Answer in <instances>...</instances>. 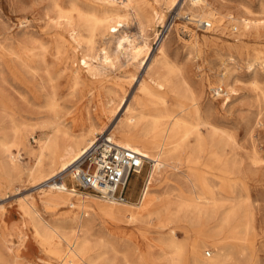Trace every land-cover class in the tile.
I'll return each instance as SVG.
<instances>
[{"label":"rangeland","instance_id":"1","mask_svg":"<svg viewBox=\"0 0 264 264\" xmlns=\"http://www.w3.org/2000/svg\"><path fill=\"white\" fill-rule=\"evenodd\" d=\"M210 1L222 7L224 12L230 10L236 17L245 15L257 19L259 25L250 31L227 19L223 25L205 29L201 26L204 21L198 20L189 10L190 0H177L174 6L172 0H143L144 15L152 17L156 9L166 15L165 20L159 22L153 18L145 35L140 32L135 18L120 28L137 37L140 46L148 44L149 50L144 48L138 58L120 52L119 60L104 71V77L90 75L85 68L82 83L75 88L74 66L82 64L84 57L97 61L104 56L105 50L114 57L116 40L111 42L110 34L99 33L94 48L88 51L85 42L76 43L73 31L65 18H59L57 9L67 11L78 6L89 14L94 5L85 0H0V96L11 102L6 111L0 110V161L5 156L4 137L7 135L11 140L13 136L11 119L20 121L24 118L30 127L33 126L26 144H10L15 156L20 153L22 175L19 172L9 175L0 170V264H17L16 255L20 251L29 256L23 257L20 261L23 264H64L68 250L81 258V264H193L194 259L215 257L218 249L220 253L228 254L227 264H264V0ZM29 44L45 45L42 48L48 56L45 55L46 68L36 65L27 69L20 63L15 67L13 57ZM162 44L167 60L184 68L199 94L205 117L228 135L224 156L229 158L233 192L221 190L222 179L205 167L208 151L204 152L201 161L207 182L221 194L219 198L225 205L209 207L208 217H199L198 210L192 206H185L179 213L171 215L181 200H192L201 186L194 185L187 177L185 167L178 169L168 165L152 181L149 211L134 221L113 219L93 210L79 221L76 198V205L72 206L45 205L43 193L36 185L38 181L29 176L35 159L27 153L26 147L37 148L43 131L49 132L48 128L40 127L42 115L53 114L45 107L49 96L56 91L60 101L57 111L64 131L74 133L86 128L90 122L97 121V109L90 103L93 94L119 81L129 89L128 105L143 78L148 79L149 65L161 57ZM125 45L129 46V42ZM225 73V84H220L218 79ZM217 89L221 94L218 95ZM169 102L174 104L171 99ZM127 105L110 122L108 131L125 115ZM108 134L106 132L105 136ZM152 167L153 162L146 160L141 173L132 176L129 201H139ZM8 178L15 180L8 182ZM66 179L74 185L70 174H66ZM32 195L36 198L37 213L25 214L23 203ZM230 204L239 205L243 213L249 215L244 218L250 221L247 229L219 231L223 212ZM34 218L47 225L40 227V234L33 226ZM22 234L25 239L19 238ZM77 236L80 237L77 245L71 247L70 242ZM172 239L181 246L180 258L169 247ZM203 239L206 243H202ZM69 264H74V259H69Z\"/></svg>","mask_w":264,"mask_h":264},{"label":"bare ground","instance_id":"2","mask_svg":"<svg viewBox=\"0 0 264 264\" xmlns=\"http://www.w3.org/2000/svg\"><path fill=\"white\" fill-rule=\"evenodd\" d=\"M86 1L94 5L93 10L89 14L78 6L67 11L58 8L59 18H65V22L71 31H73V38L76 43L80 45L85 42L88 51L94 48L95 37L99 33L105 32L111 35V42L116 40L117 51L113 57L112 54L105 50L104 56H101L97 61H94L93 58L89 60L87 57H84L82 64H77L72 70L73 86L75 88L82 83L85 68L90 75L100 76L105 70L116 64L120 58V52L124 51L125 53L131 54L133 58H138L144 48L149 50L148 44L140 46L136 42L137 37L121 30L120 26L124 25L126 21L132 18L138 19L139 30L142 35H145L147 33V27L153 18L160 22L164 21L166 16L163 12H159L156 9H154L152 17L151 15H144L143 0ZM176 2L177 0H172L171 5L174 6ZM188 8L194 13L196 18H199L198 20L202 19L204 22H210L212 25L211 28L213 29L216 26L223 25L227 19L230 22H236V26L240 24L244 29L248 30L259 25L257 19H252L247 16L244 17L245 15L240 18L236 17L229 9V11L224 12L222 7L214 4V2L212 3L210 0H190ZM213 23L215 26H213ZM235 28L238 29L239 27ZM256 35L258 34L256 33ZM192 36L193 34L190 35V37ZM210 40L212 41L211 38ZM126 42H129V46L125 45ZM42 46L45 47V45ZM42 46L29 44V46L22 47L21 52H17L16 57L12 59L15 67L17 65L16 63H20L22 67L27 69H33L36 65H43L46 68L47 60L45 55L47 53L44 52V47L42 48ZM259 52L261 51L259 50ZM160 53L161 57L154 59L148 67V79L143 78L138 87V91L128 105L127 95L129 89L123 86L121 82L116 81L106 90L100 89L93 94L90 100V103H93L97 109V121L90 122L86 128L75 131L74 133H68L62 129L57 111L60 107V101L56 91L54 90L51 96H49L45 107L49 113L53 112V114L42 115V121L40 122V127L48 128L49 132L46 133L45 130L43 131L37 148L26 147L27 153L35 159L30 167L29 176L34 177L38 181L36 185L39 189L38 191L43 193V203L45 205L72 206L76 205L74 201L76 198L75 200L78 202L77 205L79 208V221L83 220L86 213L88 214L92 210L99 211L104 216L106 215L113 219L127 218L129 221H134L143 217L149 211L152 202L150 186L157 174L161 172V169L167 165L178 169L185 167L187 177L194 181V185L197 186L199 184L201 186L200 192H195L196 195L192 200H181L177 205L176 212H172L171 215L179 213L185 206H192L198 210L199 217H208L210 216L209 207L215 208L217 205H225L224 202L221 203V199L219 198L221 194L207 182L205 174L201 170V161L204 152L208 151L209 157L208 161L204 164L205 167L209 168L215 177L222 179L221 190L230 193L233 192L234 178L232 177L229 158H226L227 155L224 156L228 135L224 131H220L221 129L219 130L205 117L198 96L199 94L197 95V92L192 86L193 84L187 78L184 68L180 64L171 63L167 60L163 44L160 47ZM222 61L224 62V60ZM141 65L142 63L140 61L139 67ZM225 78L226 73L218 79V82L225 84ZM50 81H53L51 77ZM226 84L229 85L228 83ZM163 91L165 94H163ZM219 91L218 95L220 93ZM82 96H85V94L82 93ZM2 98L0 99V110L4 112L10 107L9 104L11 102H8V98H6L7 100ZM170 99L174 101L173 105L170 104ZM126 105L125 115L120 118L118 124L112 130L108 131L110 122L119 116ZM11 121L13 122V136L11 140L7 135L4 137L3 146L5 156L0 161V170L2 173L9 175L19 172L21 176V164L18 160L20 153H18V156H15L11 151L10 144L18 142L24 143L29 130L33 126L30 127L24 118L20 121L12 118ZM106 132L109 133L110 140L116 145L132 149L142 155L146 160L153 162V167L147 175L138 202L127 201L118 203L105 201L97 196H86L74 192L69 188L67 179L61 183L63 186L58 185V182L54 180L60 173L70 174V177L73 179L72 167L98 141L99 137L105 135ZM46 165H48L47 168ZM17 179H20V177H17ZM13 180L15 178H8V182ZM35 199L32 195L25 200L22 206L25 214L37 213ZM248 216V214L243 213L239 205L230 204L223 212L219 231L221 232L224 228H230L232 231L238 227H245L247 229L250 221L244 218ZM33 226L36 232L40 234V227L47 225L41 219L34 218ZM19 238L25 239V234H22ZM79 239L80 237L77 236V238L70 242V246L77 245ZM86 242L87 240L85 239ZM202 243H206V240L203 239ZM196 246L194 244V250H196ZM169 247L172 253L180 258L182 249L175 239L170 241ZM219 251L218 249L216 256L211 259H194L193 264H227L228 254H222ZM20 252L16 255L17 264H23V262H20L23 257L29 258L25 252ZM69 259H74V264H81L79 260L81 258L72 252V250L66 251V257L63 258L64 264H69Z\"/></svg>","mask_w":264,"mask_h":264},{"label":"built area","instance_id":"3","mask_svg":"<svg viewBox=\"0 0 264 264\" xmlns=\"http://www.w3.org/2000/svg\"><path fill=\"white\" fill-rule=\"evenodd\" d=\"M201 26L207 29L212 25L206 21ZM145 162L136 151L116 145L108 135H103L72 167L74 185L68 182L69 188L105 201L127 202L132 176L142 171ZM65 179L66 174L60 173L54 180L61 186Z\"/></svg>","mask_w":264,"mask_h":264}]
</instances>
